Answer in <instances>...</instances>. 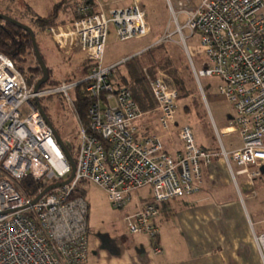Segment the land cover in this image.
Instances as JSON below:
<instances>
[{
  "label": "built area",
  "instance_id": "built-area-1",
  "mask_svg": "<svg viewBox=\"0 0 264 264\" xmlns=\"http://www.w3.org/2000/svg\"><path fill=\"white\" fill-rule=\"evenodd\" d=\"M188 0H177L176 32L185 45L184 30L197 33L206 56L202 77L220 80L217 91L229 104L233 128L241 147L212 152L200 147L189 125H178L176 88L163 75L146 80L156 102L157 125L175 127L179 148L169 152L159 135L144 134L137 122L144 113L130 90L115 87L117 66L129 58L104 64L109 26L115 40L125 42L150 31L146 9L140 0L117 6L108 0H77L74 18L46 30L62 50L78 47L91 64L79 80L43 86L34 91L9 57L0 52V264H83L88 253V202L71 198L79 182L89 181L105 191L115 209H123L134 197L135 209L123 219L131 234L158 237L155 220L159 205L201 189L202 172L221 155L233 178L244 175L249 185L263 176L264 167V0H198L188 10ZM184 14L183 24L178 15ZM68 51V50H67ZM191 60V59H190ZM90 102L86 122L78 118L73 179L43 195L36 203L20 188L31 177L46 186L66 180L70 166L52 130L39 113L35 98L61 94L75 111V89ZM77 115V113H76ZM78 116V115H77ZM239 169L232 172L231 164ZM251 188V187H250ZM147 189L145 195L139 191ZM255 193L254 189L249 190ZM264 248V235L258 237ZM160 253L159 245H152Z\"/></svg>",
  "mask_w": 264,
  "mask_h": 264
},
{
  "label": "rangeland",
  "instance_id": "rangeland-1",
  "mask_svg": "<svg viewBox=\"0 0 264 264\" xmlns=\"http://www.w3.org/2000/svg\"><path fill=\"white\" fill-rule=\"evenodd\" d=\"M117 6H125L130 0H109ZM175 7L177 0H169ZM147 12L150 31L147 35L134 38L125 42L115 40L114 28L109 26L106 46L104 50V64H111L120 61L133 54L147 52L153 49L155 55L165 54L173 59L175 67L181 69L185 66L191 68L190 61L195 68L204 67L207 59L200 45V38L197 33L190 35L184 30L185 45L181 41L179 34L176 32V22L167 0H142ZM43 0H0V13L18 19V21L29 25L34 33H36V41L40 51L44 55L46 65L51 69V77L58 79H67L70 76L79 75L81 71V62L84 55L78 47L73 46L66 50L60 49L52 37L46 31H41L34 26L31 15L35 14V5ZM198 4V0H189L186 8L190 10L194 5ZM178 8V7H177ZM185 15L179 14L178 21L180 24L185 22ZM65 23L62 22V24ZM56 25V24H54ZM68 50V51H67ZM24 60L16 61L26 78L31 77L29 69L38 66L31 48L26 50ZM191 59V60H190ZM143 60V59H142ZM35 76L41 77V70L37 67ZM150 69V76L163 75L171 84V78L158 67L145 66ZM117 71L125 74L124 66H119ZM190 72V71H189ZM192 73V72H190ZM193 74H191L192 77ZM193 78V77H192ZM194 82V81H193ZM220 80L216 77H202L199 84L195 81L193 84L196 88L197 103L192 102V96L178 99V109L175 113V121L178 125H189L194 133V139L198 145H205L210 149L221 150V145L226 151H232L241 147V139L238 132L233 128L232 113L229 104L222 98L217 91ZM41 105L44 106L46 114L53 127L58 132L64 144L73 152L77 144L78 135V116L75 111L70 109L61 94H56L50 98H42ZM202 106V107H201ZM157 111H147L141 119L140 129L142 132H154L162 139L164 147L168 151H174L179 148L180 144L176 137L175 127L171 130L164 131L157 125ZM223 164V163H222ZM236 166L232 164L235 171ZM225 170V165L223 166ZM228 170V169H226ZM222 175H224L222 173ZM231 181V175L228 173ZM238 182L240 177H236ZM244 185V186H243ZM80 186L86 191V199L89 204V226L91 233L89 234V245L95 238L115 239L117 232H127L126 223L123 219V209H115L110 206L105 191L99 186L84 181ZM244 183L239 185L241 191H245ZM224 192L235 193V182L226 186ZM147 189L139 191L140 195H145ZM246 191H249L247 189ZM259 194L264 195V187L256 189ZM184 197H175L163 201L159 205V211L169 210L174 202L183 201ZM101 235L103 237H101Z\"/></svg>",
  "mask_w": 264,
  "mask_h": 264
},
{
  "label": "crops",
  "instance_id": "crops-1",
  "mask_svg": "<svg viewBox=\"0 0 264 264\" xmlns=\"http://www.w3.org/2000/svg\"><path fill=\"white\" fill-rule=\"evenodd\" d=\"M60 1L63 2L43 0L42 5L34 6L35 14L46 16L53 5ZM76 1L70 0L72 6L69 9L72 10L66 8L59 13L61 23L73 18V4ZM173 9L177 11L178 8L175 5ZM156 113L158 117V111ZM140 125L141 121L138 127ZM224 165L228 170L223 169ZM236 167L235 171L239 169ZM235 171L232 169V172ZM262 171L263 176L253 180L251 185L244 175H236L240 177L238 182L225 159L221 155L214 157L212 164L202 172L203 181L198 192L183 196V201L174 202L169 210L159 211L155 223L160 253L153 252L154 242L147 236L128 231L117 232L114 240L106 239L105 242L102 238H95L90 247L91 228L87 216L88 253L83 264H264V248L258 241V237L264 235V195L256 191L264 187V168ZM228 173L238 192H224L223 189L231 184ZM244 183L247 186L244 187L245 191H241L239 185ZM250 187L255 193L246 191ZM135 203L133 197L123 208V217L133 212Z\"/></svg>",
  "mask_w": 264,
  "mask_h": 264
},
{
  "label": "trees",
  "instance_id": "trees-1",
  "mask_svg": "<svg viewBox=\"0 0 264 264\" xmlns=\"http://www.w3.org/2000/svg\"><path fill=\"white\" fill-rule=\"evenodd\" d=\"M142 5L144 7L143 3ZM71 6H72V3L70 2V0H63V2L60 1L54 4L51 11L46 16H39L37 14H32L31 18H32L34 26H36V28H38L41 31H46V29L49 26L61 23V20L58 19L59 13L64 12L66 8L69 9ZM69 10H72V9H69ZM74 16L75 15L73 13V18ZM35 35L36 33H34V36ZM35 40H36V36H35ZM36 44H37V41H36ZM28 48H31L32 50V44H31L29 34L26 31L15 26L14 24L5 22L0 19V52H2L4 55H6L7 57L11 59V61L13 62L17 70L20 72V74L24 78L25 82L30 85V84L35 83L40 78V77L37 78L35 76L36 69H38L37 67L39 66H37L36 68L29 69V71L31 72L30 74L31 77L26 78L22 69L16 64V61L21 62L25 59L24 56ZM38 49H39V46H38ZM152 50L153 49H150L147 52H141L136 55H131L124 62L119 63L117 66V69L119 68L120 65L124 66L126 73L120 74L117 71L115 78H114L115 87L124 86L128 88L132 94L134 101L137 103V105L139 106V108L141 109L143 113L147 111L156 110V102L151 93L150 87L148 85V82L145 76V72L147 71L149 72L151 68L150 69L144 68L145 66H149V67L156 66L160 68L161 70H163L171 78V84L176 88L178 99L179 98L183 99V98L192 96L191 101L194 103L195 102L197 103V100H196L197 97L195 95L196 88L193 84L196 80L194 78V75H192L193 78L191 77V74H193L191 68L188 69V67L185 66L181 69H178V67H175L174 61L173 59H171L170 56H167L165 54H162V56L161 55L157 56L153 53ZM39 52L45 62L44 55L42 54L40 49H39ZM32 53H33V50H32ZM90 66L91 64L89 63V61L84 58V60H82L81 62L82 72L79 75L70 76L69 78L67 79L65 78L62 80L58 78H52L51 69L47 66L48 80L41 87L55 86V85L61 84L62 82H71V81L79 80L85 75H87V73L89 72ZM189 71L192 73H190ZM81 86L82 84H78V86L75 89L74 106H75L76 113L79 117V120L82 123H85L86 118H87L86 109L90 105V102L87 99H85V97L81 94ZM50 97L51 96H47L44 98H50ZM41 99L42 98L39 99L40 103H41ZM42 108L46 113L44 106H42ZM142 118L143 116L141 117V119ZM141 119L138 120L137 126L139 125ZM143 133L146 134L149 132L145 130ZM199 146L202 147L203 149H207L203 147L202 145H199ZM67 149L70 155L72 156V158L74 159L76 146L73 149V152L68 147ZM80 183L81 182H79L73 189L71 193V198L77 197V196H82L86 198V191L80 186ZM19 185L23 193L26 196H29L32 198H35L37 196L38 190L42 187L38 181L33 180L31 177L23 178L20 181ZM153 242H154L153 245H158L157 238Z\"/></svg>",
  "mask_w": 264,
  "mask_h": 264
},
{
  "label": "water",
  "instance_id": "water-1",
  "mask_svg": "<svg viewBox=\"0 0 264 264\" xmlns=\"http://www.w3.org/2000/svg\"><path fill=\"white\" fill-rule=\"evenodd\" d=\"M0 19L5 21V22L14 24L18 28L26 31L29 34L35 60L37 61L38 66L41 69V77L34 83V86H33L34 91L38 90V88H40L48 80V69H47V66H46V64H45L40 52H39V49H38V46L36 44L35 36H34V33H33L32 29L28 25H26V24H24V23H22V22H20V21H18L16 19H14V18H12V17H10V16H8L6 14H1L0 13ZM34 103H35L39 113L44 118L46 124L52 130L53 135H54V137H55L60 149L62 150V152H63V154H64V156H65V158H66V160H67V162H68V164L70 166L71 172H70V175L68 176V178L66 180L50 184V185L46 186L45 188H43L42 191L32 200V202H31L32 204L36 203L43 195H45L50 190L69 183L73 179L74 170H75V163H74V160H73L72 156L70 155L67 147L65 146V144L62 141L61 137L59 136L58 132L56 131V129L53 127L52 123L50 122V120H49L48 116L46 115L45 111L43 110L39 99L35 98L34 99ZM263 168L264 167H262L261 170H263Z\"/></svg>",
  "mask_w": 264,
  "mask_h": 264
}]
</instances>
